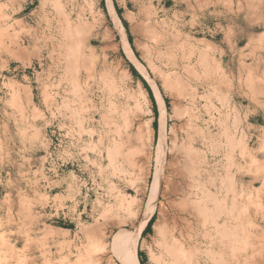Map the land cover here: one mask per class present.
I'll use <instances>...</instances> for the list:
<instances>
[{
  "label": "rangeland",
  "instance_id": "rangeland-1",
  "mask_svg": "<svg viewBox=\"0 0 264 264\" xmlns=\"http://www.w3.org/2000/svg\"><path fill=\"white\" fill-rule=\"evenodd\" d=\"M111 5L127 46L108 0H0V264H120L97 244L135 228L150 204L136 253L154 264L190 133L205 138L193 177L223 229L189 217L190 264H264V0Z\"/></svg>",
  "mask_w": 264,
  "mask_h": 264
},
{
  "label": "bare ground",
  "instance_id": "bare-ground-1",
  "mask_svg": "<svg viewBox=\"0 0 264 264\" xmlns=\"http://www.w3.org/2000/svg\"><path fill=\"white\" fill-rule=\"evenodd\" d=\"M108 8L109 11L113 14L114 19L116 21V24L118 26V28L122 31L123 36H124V43L127 46V39L125 37L124 34V28L120 22V20L118 19L112 5H111V0H108ZM56 7V6H55ZM201 13V12H200ZM112 16V17H113ZM64 18V17H63ZM61 21V20H60ZM63 23L64 28H66L67 30L70 29L69 27V23L67 20H63V22H61V24ZM19 24V23H18ZM148 32V31H147ZM150 32V31H149ZM148 32V34H150ZM77 33V32H75ZM79 34V33H78ZM152 35V34H150ZM77 36V35H76ZM152 37V36H151ZM33 38V37H32ZM150 38V37H149ZM77 39V38H76ZM155 39V38H154ZM261 40V39H260ZM76 42V41H75ZM77 44H75L76 46ZM76 49V48H75ZM45 50L48 51V54L51 55L53 53V51L49 50V47L46 46ZM128 53H130V50L127 48ZM23 52L22 48L18 49V53ZM201 52V51H200ZM18 55V54H17ZM198 56V55H197ZM200 56V55H199ZM244 57V56H243ZM49 58V57H48ZM201 58V57H200ZM7 59V58H6ZM50 59V58H49ZM202 60V58H201ZM204 60V59H203ZM203 67V62L199 61ZM264 65V64H263ZM206 66V65H205ZM264 67V66H263ZM192 69V68H191ZM216 69V68H215ZM263 70V69H262ZM264 71V70H263ZM162 77V76H161ZM163 79V78H162ZM175 80V79H174ZM241 80V79H240ZM247 82V81H246ZM257 82V80H256ZM163 84L164 86L168 85V82L166 79H163ZM177 84V83H176ZM171 85V84H170ZM197 86V85H196ZM129 88V87H128ZM199 88V87H198ZM196 89V88H195ZM155 94H156V99H157V103L160 109V117H159V129H158V137H157V148L161 150L164 147V143H165V135H164V119H163V115H164V111H165V105H164V101L162 99V96L160 94V92L155 89ZM168 91V90H166ZM177 91V90H176ZM197 92V91H195ZM195 92L193 93V98H197L199 96L196 97L195 96ZM263 94V93H262ZM15 95V94H14ZM216 95V94H215ZM248 96V95H247ZM191 99V98H190ZM28 101V100H27ZM139 101V100H138ZM194 101V100H193ZM146 103V102H145ZM197 103V102H196ZM227 103V102H226ZM251 103V102H250ZM146 105V104H145ZM212 105V104H211ZM197 106V105H196ZM186 109V107H185ZM192 109V108H191ZM217 110V109H216ZM237 110V109H236ZM188 111V110H187ZM190 112V111H188ZM220 113V112H219ZM188 114V113H187ZM142 117L144 118L145 116L148 115V111H146L144 109L143 113H141ZM190 115V114H189ZM199 116V115H198ZM201 116V114H200ZM192 117V116H190ZM147 118V117H146ZM188 118V117H187ZM209 118V116H208ZM140 120V119H139ZM190 120V119H189ZM199 120V119H198ZM188 121V120H187ZM195 121V120H194ZM220 121V120H219ZM196 123V122H195ZM132 125V124H131ZM136 128V132H135V139H136V143L138 144L139 147H143L149 143V139L151 138V120H146L142 122H140ZM189 126V125H188ZM196 126V125H194ZM200 128V127H199ZM204 128V127H203ZM195 128H192L193 132H194ZM199 130V129H198ZM189 131V130H187ZM203 131V130H202ZM201 131V132H202ZM134 132V131H133ZM191 132V131H190ZM196 132V129H195ZM198 132V131H197ZM187 133V132H186ZM199 133V132H198ZM181 134V133H180ZM192 133H190L191 136ZM197 134V133H195ZM204 134V133H203ZM202 134V135H203ZM208 134L210 135V132H208ZM201 135V134H200ZM131 136V135H130ZM189 135H187V141L184 140L181 142V151L184 154V158L183 161L181 162L180 166H176L179 167V169L176 168V176L178 174V176L182 179L185 178V186L180 187L181 189H175L173 190V194H175L177 196L178 202L172 204L173 205V209L174 212L171 214H166L165 217H163V214H161L162 218H164V222L162 224V228L159 227L157 230L158 233L161 234V241L158 245L157 248V255H154L153 257V261L154 264H190V262L192 261L190 259V257L186 254L188 252L185 251V245H184V231L186 232V229L183 231V229L185 228V223L188 222V219H190L189 217H193L196 218L195 216L204 219L205 221L211 222L212 226H214L216 228L217 231H220V227L218 224L215 223V217L217 214V203L215 202L216 205V209L213 212H209L207 207H206V200L209 197H212L211 195L209 196V193L207 190L205 191L204 187H202L203 184L198 183V181L196 180V178H194L193 176L196 175L195 173H198L199 168L202 169L200 167V165L202 163H200L201 159H204V163H206L208 161V158H199V149L200 146L203 144L202 141L205 138L202 139H198V137L196 135H193L190 137ZM204 137V136H203ZM131 138V137H130ZM229 139V138H228ZM233 141V140H232ZM233 145V144H232ZM147 146V145H146ZM145 151V150H144ZM230 152V151H229ZM135 154V153H134ZM162 154V153H161ZM180 155V154H179ZM236 156V155H235ZM144 157V156H143ZM182 157V156H181ZM198 157V158H197ZM146 159V158H145ZM141 160V159H140ZM172 160V159H171ZM106 161V160H105ZM143 161V160H142ZM141 162V161H140ZM139 162V163H140ZM115 163V162H114ZM136 163V162H135ZM175 163V162H174ZM144 164V163H143ZM170 164V163H169ZM121 166V165H120ZM173 166V165H172ZM206 166V164H205ZM204 166V167H205ZM138 167V165H137ZM145 169V167H144ZM172 169V168H171ZM143 170V169H142ZM173 170H175V168H173ZM133 171V170H132ZM202 171V170H201ZM138 173V172H137ZM173 173V172H172ZM174 174V173H173ZM157 175V174H156ZM171 175V174H170ZM172 177V176H171ZM196 177V176H195ZM240 177V176H239ZM167 178V177H166ZM158 179V178H157ZM169 179V178H168ZM167 179V181H168ZM171 179V178H170ZM174 179V178H173ZM180 179V180H181ZM229 179V177H228ZM145 181V180H144ZM159 181V180H158ZM157 181V184H158ZM166 181V182H167ZM177 182V181H176ZM179 183V182H178ZM184 183V182H183ZM228 184L230 183L229 181L227 182ZM177 184V183H175ZM227 184L229 188V185ZM173 185V184H172ZM180 185V184H178ZM232 185V184H231ZM158 186V185H157ZM174 187V186H173ZM172 187V188H173ZM231 187V186H230ZM154 188V187H153ZM175 188V187H174ZM177 188V187H176ZM157 189V188H156ZM167 189V188H166ZM231 189V188H229ZM156 192V191H155ZM168 192V191H167ZM233 192V191H232ZM157 193V192H156ZM158 194V193H157ZM166 194V193H165ZM214 194V193H212ZM156 195V194H155ZM227 195V194H226ZM236 195V194H235ZM163 196V195H162ZM215 196V194H214ZM214 198V197H213ZM165 199V198H164ZM208 201V200H207ZM213 201V200H212ZM176 202V201H175ZM209 202V201H208ZM168 203V202H167ZM223 203V202H222ZM160 204V203H159ZM151 206L144 211V213L140 216V218H138L139 220L138 223H136V227L133 228L132 230H128V231H118L113 235V239L111 242L107 241V238H103L102 240L100 239V242H98V247H97V251L99 249L100 251V256L99 259L102 258V255L105 254L107 252L108 249H111L112 254H114L116 260L120 263V264H140L138 262L137 259V253H136V245H137V239L140 236L142 230L144 229L145 225H147V222L150 220V217L153 213V207L154 204H150ZM171 205V206H172ZM121 206V205H120ZM129 206V205H128ZM239 206V205H238ZM164 207V206H163ZM167 207V206H166ZM230 209V208H229ZM173 211V210H172ZM158 212V210H157ZM160 212V211H159ZM222 212V211H221ZM224 212V211H223ZM167 213V212H166ZM221 214V213H219ZM197 219V218H196ZM193 220V219H192ZM190 221V220H189ZM158 223V222H157ZM205 223V222H204ZM187 225V224H186ZM204 225V224H203ZM157 226V225H155ZM190 226V225H187ZM194 226V225H193ZM226 229V228H225ZM154 230V229H153ZM223 230V229H222ZM221 230V233H222ZM101 232V231H100ZM156 232V231H154ZM156 232V233H157ZM99 233V232H98ZM219 233V234H221ZM235 233V232H234ZM101 234V233H100ZM186 234V233H185ZM99 235V234H98ZM225 236V233L223 234ZM223 235H220L221 237ZM87 238V237H86ZM187 239V238H186ZM2 242V240H1ZM229 242V240H228ZM227 242V243H228ZM100 243V244H99ZM221 243V242H220ZM100 245V246H99ZM4 246V245H3ZM237 246V245H236ZM224 247V246H223ZM4 249V247H2ZM96 248V247H95ZM227 248V247H226ZM1 249V248H0ZM230 249V248H229ZM187 250V249H186ZM231 250V249H230ZM96 251V250H95ZM153 252V251H152ZM151 252V253H152ZM196 252V251H195ZM225 252V251H224ZM3 253V252H2ZM156 254V253H155ZM10 255V254H9ZM210 255V254H209ZM3 256V255H2ZM8 256V255H7ZM13 256V255H12ZM112 256V255H111ZM153 256V255H152ZM6 257V256H5ZM228 257V256H227ZM2 257H0L1 260ZM80 258V257H79ZM96 258V257H95ZM222 258V256L220 257ZM229 258V257H228ZM11 259V258H9ZM97 259V260H99ZM263 259V258H262ZM84 260V259H83ZM82 260V261H83ZM9 261V260H8ZM3 262V259L1 261V263ZM10 262V261H9ZM217 262V261H216ZM215 262V263H216ZM8 262H6L7 264ZM84 263V261H83ZM226 263V262H225ZM3 264V263H2ZM5 264V263H4ZM97 264H101L99 261L97 262ZM241 264V263H240Z\"/></svg>",
  "mask_w": 264,
  "mask_h": 264
},
{
  "label": "trees",
  "instance_id": "trees-1",
  "mask_svg": "<svg viewBox=\"0 0 264 264\" xmlns=\"http://www.w3.org/2000/svg\"><path fill=\"white\" fill-rule=\"evenodd\" d=\"M151 221V220H150ZM150 221H149V223H150Z\"/></svg>",
  "mask_w": 264,
  "mask_h": 264
}]
</instances>
